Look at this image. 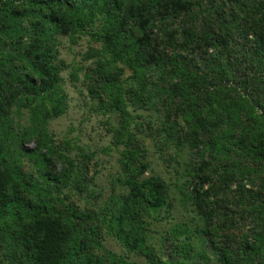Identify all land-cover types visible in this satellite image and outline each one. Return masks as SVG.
I'll use <instances>...</instances> for the list:
<instances>
[{
    "label": "trees",
    "instance_id": "16d2710c",
    "mask_svg": "<svg viewBox=\"0 0 264 264\" xmlns=\"http://www.w3.org/2000/svg\"><path fill=\"white\" fill-rule=\"evenodd\" d=\"M196 6L210 13L201 33L196 24L183 32L191 56L146 43L157 17L195 18ZM83 33L99 43L87 48L96 59L83 67L85 87L121 147L109 200L97 211L66 192L80 195L92 182L93 151L56 141L48 128L67 108L60 37ZM11 108L26 110L22 122ZM136 109L153 112L147 123H160L164 142L190 150L187 166L199 177L192 194L208 228L175 223V254L166 259L140 247L147 214L170 203L164 180L144 176L139 136L155 135L136 127ZM104 231L147 264H208L196 237L219 264H264V0H0V264H132L94 251Z\"/></svg>",
    "mask_w": 264,
    "mask_h": 264
},
{
    "label": "rangeland",
    "instance_id": "374dc122",
    "mask_svg": "<svg viewBox=\"0 0 264 264\" xmlns=\"http://www.w3.org/2000/svg\"><path fill=\"white\" fill-rule=\"evenodd\" d=\"M191 1L196 3L197 0ZM196 10L198 11L197 6L193 11L195 18L190 19L189 15L165 19L157 17L154 21V27L151 30H147L146 43L166 50L178 49L191 56L193 53L191 48L182 46V43L185 42L183 32L191 24H196V28L201 33L204 28V19L210 13L207 11L197 14ZM59 41L57 56L58 61H62L60 74L63 80V90L67 98V108L63 114L49 122L48 128L55 135L56 141L68 138L82 150L93 151L92 158L87 161L88 180H92V182L86 185L80 195L69 189H66V192L71 195V198L79 207L97 211L101 205L109 200L111 179L116 177L119 170L117 158L119 156L118 150L121 148L112 144V136L107 130L109 125L105 122L108 114L96 110L95 104L97 103L90 98L83 79V67L87 65L94 66L93 63L96 59L86 58L87 48L99 46V43L85 33L63 36L60 37ZM111 70L117 76L122 74L121 78L129 75V71L120 64H111ZM156 75V73H153L151 78L161 84L163 82L162 79H158ZM11 112L15 114V120L19 117L21 122L26 114L25 109L18 112L15 108H11ZM132 113L136 117L134 119L136 127L138 129L144 128L143 134L146 135L152 128V124L147 123L146 117L148 113L153 118L156 116L152 111L144 109H136ZM114 118L115 116H113ZM159 126V122L153 124L154 138L139 136L147 148L146 161L149 169L145 171L144 176L159 175L164 180L169 189L168 199L170 205L147 214L143 228L144 241L140 247L142 251L150 250L155 256L166 259L175 254L173 251L176 239H172L170 235L172 232L171 228L175 223H187L191 228L195 226L201 227L202 231L208 227L203 224L202 215L195 205L192 194L193 184L199 177L193 176L197 174L196 165H194L195 167L192 166L191 170L187 165L195 161L194 157L190 154V150L187 147L182 146L179 148L176 146V142H164L162 133L156 130V127ZM173 126L176 130V123ZM204 133L206 132L204 131ZM33 145L32 142L28 143V145L26 144L27 147H32ZM176 149L178 150L177 155ZM25 166L36 175L37 172L30 163H26ZM56 168H59V165H56ZM247 186H250V183ZM114 189L116 193L120 191V187L117 185ZM213 200L215 201V199ZM235 219H238L239 230L247 232L248 223L245 224L246 221L236 217ZM219 229H221L220 226ZM195 234L199 235V232L196 231ZM101 237L99 249L94 250L96 253H105L109 256L112 253H117L128 258L132 264H147L148 261H146L142 252L127 253L120 239L114 234L104 231ZM194 240L196 243L195 247L204 250L209 257L208 264H219L216 254L210 252L199 237L194 238ZM192 263L205 264L201 259L198 262L192 261Z\"/></svg>",
    "mask_w": 264,
    "mask_h": 264
}]
</instances>
